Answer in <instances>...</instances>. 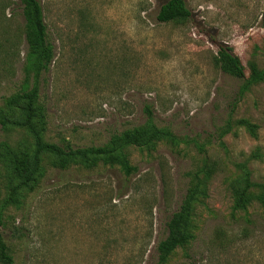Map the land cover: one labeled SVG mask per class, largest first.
Listing matches in <instances>:
<instances>
[{"label": "rangeland", "instance_id": "rangeland-1", "mask_svg": "<svg viewBox=\"0 0 264 264\" xmlns=\"http://www.w3.org/2000/svg\"><path fill=\"white\" fill-rule=\"evenodd\" d=\"M168 1L39 0L54 49L41 78L45 140L101 146L144 124L149 106L179 141L128 148L130 177L103 165L61 170L45 157L43 176L2 210L11 264H161L158 245L195 173L208 180L192 238L163 264H264V207L233 210L242 165L264 185V82L240 97L245 81L215 61L228 46L248 77L251 63L264 70V0H185L190 19L159 22ZM28 51L20 1L0 0V113L11 122L23 119L5 101L24 87ZM5 143L33 147L25 129L0 125V155ZM15 184L0 159V206Z\"/></svg>", "mask_w": 264, "mask_h": 264}, {"label": "trees", "instance_id": "trees-1", "mask_svg": "<svg viewBox=\"0 0 264 264\" xmlns=\"http://www.w3.org/2000/svg\"><path fill=\"white\" fill-rule=\"evenodd\" d=\"M24 19V33L28 44L27 65L24 70V87L17 94L6 99L9 108L20 107L23 112L21 122H11L0 113V125L4 131L11 130L12 126L22 127L33 139V147L25 150H16L8 143L3 144L0 159L9 164L10 177L17 184L12 186L8 198L0 206V226L3 224L2 210L16 201V196L23 188L33 186L43 176V160L48 157L53 167L67 170L72 166H83L87 169L100 165L111 168L118 167L127 177L137 172L132 165L127 149L134 146L139 149L156 150L161 142L178 144V137L169 128L158 127L155 124L153 111L146 106V121L144 124L113 134L109 141L101 146L74 147L70 142H49L45 140L44 108L40 104L41 78L50 70L54 61L53 45L48 39L47 26L39 0H19ZM192 12L185 0H169L162 5L158 14V21L162 23L180 22L190 19ZM217 66L230 77L245 81L240 89V97L251 85L264 82V70H260L255 63L250 64L251 76L246 74L241 59L228 46H220L215 58ZM245 124L253 135H256L257 126L247 120ZM244 171L243 187L235 192L233 210H246L257 201L264 207V185H257L251 180V172L246 165L241 166ZM210 170H207V178ZM206 180H201L195 173L190 187L170 221L168 235L158 245L159 261L165 263L169 256L179 247L189 243L192 238V217L198 196L206 187ZM258 187L261 192L251 191ZM0 258L5 264L13 262L8 254V246L0 232Z\"/></svg>", "mask_w": 264, "mask_h": 264}]
</instances>
